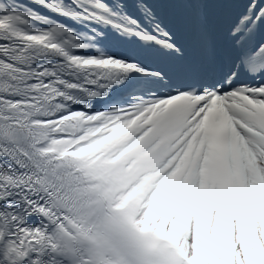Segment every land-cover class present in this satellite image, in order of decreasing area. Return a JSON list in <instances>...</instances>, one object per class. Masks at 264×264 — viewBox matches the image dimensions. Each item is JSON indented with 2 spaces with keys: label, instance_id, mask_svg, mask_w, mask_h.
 I'll return each mask as SVG.
<instances>
[{
  "label": "snow or ice",
  "instance_id": "1",
  "mask_svg": "<svg viewBox=\"0 0 264 264\" xmlns=\"http://www.w3.org/2000/svg\"><path fill=\"white\" fill-rule=\"evenodd\" d=\"M0 264H264V0H0Z\"/></svg>",
  "mask_w": 264,
  "mask_h": 264
}]
</instances>
